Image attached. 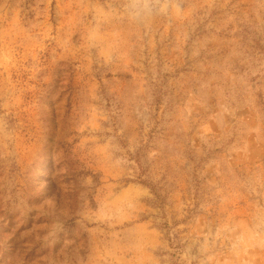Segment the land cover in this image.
Instances as JSON below:
<instances>
[{
  "label": "rangeland",
  "instance_id": "rangeland-1",
  "mask_svg": "<svg viewBox=\"0 0 264 264\" xmlns=\"http://www.w3.org/2000/svg\"><path fill=\"white\" fill-rule=\"evenodd\" d=\"M0 264H264V0H0Z\"/></svg>",
  "mask_w": 264,
  "mask_h": 264
}]
</instances>
